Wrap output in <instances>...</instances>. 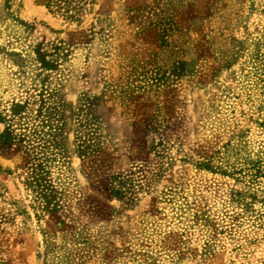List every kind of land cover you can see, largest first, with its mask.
Wrapping results in <instances>:
<instances>
[{
    "label": "rangeland",
    "instance_id": "374dc122",
    "mask_svg": "<svg viewBox=\"0 0 264 264\" xmlns=\"http://www.w3.org/2000/svg\"><path fill=\"white\" fill-rule=\"evenodd\" d=\"M80 6L0 0V264H264V0Z\"/></svg>",
    "mask_w": 264,
    "mask_h": 264
},
{
    "label": "trees",
    "instance_id": "16d2710c",
    "mask_svg": "<svg viewBox=\"0 0 264 264\" xmlns=\"http://www.w3.org/2000/svg\"><path fill=\"white\" fill-rule=\"evenodd\" d=\"M44 2L46 3V6L48 8H51V9L55 8L57 12H62L67 15L73 12V14L72 15L70 14L69 17L74 18L75 16H78L79 14H81L84 7L80 6V3L86 2V0H44ZM44 65H45V69L50 68L49 67L50 65L48 64V62L45 63ZM9 135L4 139L5 141L3 142H7L9 140ZM95 151L96 149L88 148L87 153H85V156H87L88 154L94 153ZM208 168H211V167H208ZM32 184L35 185V188L40 190L39 195H40L41 200L48 202L51 198L50 188L52 187V185L45 171L35 174L34 177H32L31 185ZM111 195L112 197L120 201L129 199L126 197L125 191H121V188L119 189L112 188Z\"/></svg>",
    "mask_w": 264,
    "mask_h": 264
}]
</instances>
